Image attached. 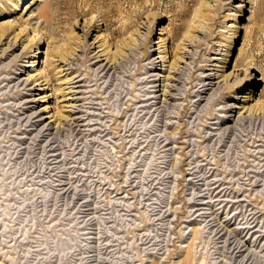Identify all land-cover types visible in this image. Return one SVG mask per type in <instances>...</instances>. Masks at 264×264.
<instances>
[{
	"label": "rangeland",
	"instance_id": "1",
	"mask_svg": "<svg viewBox=\"0 0 264 264\" xmlns=\"http://www.w3.org/2000/svg\"><path fill=\"white\" fill-rule=\"evenodd\" d=\"M234 1L0 0V264H264V0Z\"/></svg>",
	"mask_w": 264,
	"mask_h": 264
},
{
	"label": "bare ground",
	"instance_id": "2",
	"mask_svg": "<svg viewBox=\"0 0 264 264\" xmlns=\"http://www.w3.org/2000/svg\"><path fill=\"white\" fill-rule=\"evenodd\" d=\"M242 1V0H241ZM235 2V1H234ZM235 5H234V12H233V16H236V15H238V11H237V7H242V4H241V2L239 1V0H236V2L234 3ZM195 27V26H194ZM229 33H228V35L226 36V39H225V41H226V45H225V47H226V49H224L223 50V53H220L217 57H215V60H216V64H214V65H220V66H222L223 64H224V62H227L228 61V59L230 58V55H231V53H232V49H233V47H234V43H233V39H234V37H236L238 34H237V30H236V28H238L237 27V24H236V22L234 21V20H232V23L230 24V26H229ZM10 29V27H7V26H1L0 27V38H1V35H3L4 34V36H6V34L8 33V30ZM193 29H195V28H193ZM192 29V30H193ZM195 31V30H194ZM193 31V32H194ZM199 31V30H198ZM6 33V34H5ZM17 35V34H16ZM16 35L13 37V40L11 39V41L8 43V46H12L13 45V43L15 42L14 40H16L15 39V37H16ZM50 35V34H49ZM18 36V35H17ZM188 36H190V37H188ZM187 36V38L189 39H192V38H195V37H192V35L191 34H189ZM3 37V36H2ZM49 37V36H48ZM70 38V37H69ZM71 39V38H70ZM189 39V40H190ZM163 40V38L162 37H158V40L156 41V42H160L161 43V41ZM187 40V39H186ZM188 40V41H189ZM164 41V40H163ZM196 41V40H195ZM31 42V41H30ZM48 42V41H47ZM128 42V41H127ZM155 42V43H156ZM70 43V42H69ZM80 45L79 46H77L78 48H81V49H84V48H87V53L88 52H90V51H92L91 49H90V47L87 45V44H85L84 43V40H81L80 42ZM130 43L131 42H129V45H130ZM123 44H126V41H125V43L123 42ZM101 45V44H100ZM191 45V44H190ZM7 46V47H8ZM68 47L69 46H67L66 44H65V46L64 47H62V48H60L58 51H56V55L55 56H59V58H60V60L63 62V63H69V62H65L66 61V59H67V57H68V55L70 54V53H72L71 51H69L68 50ZM101 47V46H100ZM121 47V46H120ZM9 48V47H8ZM76 48V47H75ZM122 49V48H121ZM4 50V49H3ZM104 50V49H103ZM123 51V50H122ZM100 53V52H99ZM99 53H97V52H93L92 53V58H95L94 60H95V62L98 60V59H100V58H98V57H100V55L101 54H99ZM102 53V52H101ZM115 53H122L121 51H120V48H118L117 50H116V52ZM115 53L114 54H108L107 55V57L105 58V60L107 59V61H106V64L108 63H110L111 61L110 60H112V62L111 63H115V61H114V56H115ZM187 53V54H186ZM188 55L189 54V52L188 51H184L180 56H182V55ZM118 57V56H117ZM71 58V57H70ZM181 58V57H180ZM184 58V57H183ZM189 58V57H188ZM250 58V57H249ZM182 59V58H181ZM34 60H35V58L33 57V59L32 60H30V63L29 64H27L26 66L27 67H29L30 65H32V64H34L33 62H34ZM110 61V62H109ZM175 63V62H174ZM71 64V63H70ZM68 65V64H67ZM175 65V64H174ZM100 66H101V68H100ZM113 65H111L110 67H112ZM117 66V65H116ZM173 66V65H172ZM99 68L100 69H104L105 68V65H103V64H100L99 65ZM114 68V67H113ZM173 68V67H172ZM175 68V67H174ZM173 68V69H174ZM38 73H35V74H27L28 76H26V78H23L22 80L24 81V82H26L27 83V81L29 80V82L30 81H33V80H36V79H38L39 77H40V75L39 76H36L35 77V75H37ZM213 75L214 74H212V73H206L205 75H203V77H199L197 80L199 81V83H200V85H201V87H200V89L197 91V94H200V93H202V92H204V91H206L207 89H211V85L214 83L213 82V80H212V77H213ZM156 76H157V74H156ZM42 77V76H41ZM74 77H76V76H74ZM73 77V78H74ZM224 78H226V75L224 76ZM75 79V78H74ZM76 80L77 79H75V80H73V81H71V82H76ZM159 80V79H158ZM225 80V79H224ZM40 81V80H39ZM78 81V80H77ZM80 81V80H79ZM226 81V80H225ZM28 82V83H29ZM69 82H70V79H69ZM36 83V82H35ZM38 85L40 84V83H37ZM224 84V83H223ZM215 85H217V87H219V85H218V83H216ZM232 84H230V86H231ZM167 86V85H166ZM164 87H165V85H164ZM216 87V88H217ZM172 88V87H171ZM164 91H166V90H164ZM163 92V91H162ZM166 93L167 92H163L162 94L163 95H166ZM170 95V94H169ZM171 97V96H170ZM33 100V99H32ZM75 99H73V101H74ZM198 103V102H197ZM231 105V107H234L235 105H233V104H230ZM71 106H73L74 108H75V106H74V104H71ZM230 107V108H231ZM260 107V106H259ZM259 107H254V106H250V107H246L245 109H244V111L239 115V119L240 118H243V117H245V114H244V112L245 113H250V112H252L254 109H258ZM261 108V107H260ZM261 110V109H260ZM262 111V110H261ZM246 114V115H247ZM258 114V113H257ZM252 115V114H251ZM222 121V120H221ZM33 126V125H32ZM226 127V126H225ZM220 128H222V127H220ZM228 129V128H227ZM224 131V130H223ZM195 175V174H194Z\"/></svg>",
	"mask_w": 264,
	"mask_h": 264
}]
</instances>
